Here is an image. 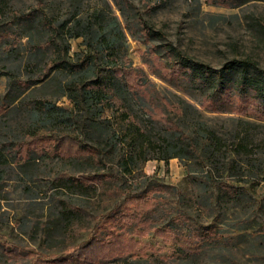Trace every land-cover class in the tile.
Returning a JSON list of instances; mask_svg holds the SVG:
<instances>
[{
    "label": "rangeland",
    "instance_id": "374dc122",
    "mask_svg": "<svg viewBox=\"0 0 264 264\" xmlns=\"http://www.w3.org/2000/svg\"><path fill=\"white\" fill-rule=\"evenodd\" d=\"M0 4L1 96L11 97L23 85L24 96L51 98L59 106L72 108L68 88L97 76L91 44L99 32L92 21L100 15L124 33L119 54L124 70L119 79L135 93L137 115L153 130L155 139L165 136L170 128L182 133L186 126L190 129L197 123L226 141L246 129L256 146L249 158L253 157L255 165H264V106L256 98L264 82V0H0ZM44 15L54 27L45 30L46 38L54 36L66 58L84 64L83 69L49 71L44 66L48 59L43 64L30 55L26 35L41 37L39 22ZM48 51L51 55L50 47ZM177 53L188 61L181 62ZM242 61L249 63L246 72ZM229 63L235 66L233 71L218 77L215 72ZM25 117L24 107L11 106L0 114V146L8 159V163L0 160V264H91L73 257L69 249L86 245L93 237L107 244L119 235L120 244L107 247L106 253L113 256L125 242H129L130 252L102 259L101 264H113L116 259L153 263L154 259L171 261L176 257L169 235L149 231L142 236L129 222L125 231L97 232L101 220H95L91 231L65 235L56 226L60 194L51 185L45 164L50 159L40 161L39 168L31 160L44 153L57 154L60 142L45 134L22 138L18 125L28 121ZM192 137L188 140L195 141ZM235 158L248 163L246 156ZM27 160L31 162L28 167L19 165ZM255 165L234 184L243 192L238 207L224 206L222 214L215 208L216 187L205 190L188 184V171L179 158L168 164L147 162V178L130 179L131 189L119 203L129 195L168 196L165 187H197L200 201L209 207L206 227L221 229L205 232L208 263L264 264V174ZM173 198H167L168 206L173 205ZM89 201L90 213L95 215L103 208L104 204ZM197 214L193 213L194 217ZM240 227L243 230H238ZM218 237L238 239L229 252L225 242H217Z\"/></svg>",
    "mask_w": 264,
    "mask_h": 264
},
{
    "label": "trees",
    "instance_id": "16d2710c",
    "mask_svg": "<svg viewBox=\"0 0 264 264\" xmlns=\"http://www.w3.org/2000/svg\"><path fill=\"white\" fill-rule=\"evenodd\" d=\"M1 8L0 4V13ZM92 23L97 25L99 32L91 44L97 63V76L94 80L68 88L67 97L72 108L59 106L51 98H37L31 94L24 96L25 89L20 85L11 97L10 94H0V114L11 106L24 107L28 121L18 125L22 138H39L45 134L60 142L57 154L44 153L31 160L39 168L40 161L50 159L45 164L49 169L52 188L60 194L56 226L65 235L89 232L95 220H101L97 232L125 231L128 222L134 223L132 229L139 230L142 236H146L149 231L156 235H169L176 248V257L171 261L154 259L153 263L116 259L113 264H209L205 232H212V228L221 229L213 225L206 227L204 217H209V207L200 201L197 187L183 190L165 187L174 196L173 205L170 206L167 205L170 195L164 194L129 195L120 203L119 199L131 189L130 179L147 178L144 173L147 162L160 160L168 164L171 159L179 158L184 161L188 171V184L205 190L216 187L215 208L219 214L225 211L224 206L236 209L242 189L234 184L241 182L245 170L251 168L252 172L255 165L251 159L253 157L249 158L256 147L252 145L251 134L245 129V133L236 132L231 141H226L210 127L197 123L190 129L186 126L182 133L177 128H170L165 136L158 135L155 139L153 130L137 115L135 93L119 79L124 70L119 63L124 33L109 25L100 15H96ZM39 28L41 37L33 33L26 35L31 56L43 64L48 59L44 66L49 71L84 68V64L76 65L66 58L67 53L54 36L50 34V39L46 38L48 32L45 30H53L54 27L45 15L40 19ZM49 47L51 55L48 53ZM177 55L181 62L188 61L182 54ZM242 62L246 72L249 63ZM234 68L229 63L215 74L222 78V72H231ZM257 91L256 98L264 106V82ZM193 135L195 141L188 140ZM240 156H246L248 163L242 164L235 158ZM1 159L8 163L2 146ZM28 161L19 165L26 168L31 163ZM261 165L255 166L264 174V165ZM75 194L79 195L78 199L74 198ZM89 200L104 204L95 215L90 213ZM193 213L198 214L194 217ZM120 237H114L107 244L93 237L86 245L70 248V254L91 264H101L102 259H114L130 252L129 242H125L113 256L106 253L107 247L113 248L120 244ZM237 239L220 237L217 242H225L226 249L231 252Z\"/></svg>",
    "mask_w": 264,
    "mask_h": 264
}]
</instances>
